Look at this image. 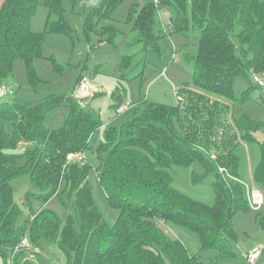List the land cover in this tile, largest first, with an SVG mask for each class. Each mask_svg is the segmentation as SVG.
<instances>
[{"label": "trees", "instance_id": "1", "mask_svg": "<svg viewBox=\"0 0 264 264\" xmlns=\"http://www.w3.org/2000/svg\"><path fill=\"white\" fill-rule=\"evenodd\" d=\"M121 1L102 0L85 17L84 33L94 30L96 19L109 18ZM37 4L38 0L2 3L0 84L6 85L17 58L25 61L31 82L37 79L32 62L41 55L44 38L30 26ZM45 4V32L71 35L61 0H45ZM168 4L178 12L176 30L193 32L198 40L192 82L178 87L177 103L139 100L124 111L130 114L128 122L104 131L97 146V174L110 207L117 212L112 224L103 219L92 195L90 166L84 159L70 157L91 148L102 125L99 113L83 106L84 97L72 94H51L31 102L13 92L0 100V255L6 264H16L10 253L24 238L35 248L44 240L56 244L66 264H203L180 235L170 237L158 221L193 233L200 250L233 254L229 239L235 235L233 217L249 208L250 192L240 168L242 143L258 145L253 183L264 192V138L256 137L257 132L264 134V124L247 116L236 120L232 115L237 99L234 77L264 74V0L145 3L131 12L133 43L141 45L142 51L158 48L155 11ZM102 29L112 35L116 32ZM128 64V57L121 60L120 74ZM113 97L115 107H120L121 94L115 92ZM60 105L68 110L64 124L48 128L46 114ZM7 122L10 131L5 128ZM18 144L26 146L23 165L17 164L18 154L7 152ZM176 166L191 169L193 185L208 184L213 203L176 189L171 172ZM21 174L29 175L45 193L40 196L43 206L19 223L21 210L13 199L12 180ZM60 189L67 191L75 205L80 231L72 215L63 223L45 206ZM25 251H29L27 246L18 252Z\"/></svg>", "mask_w": 264, "mask_h": 264}, {"label": "rangeland", "instance_id": "2", "mask_svg": "<svg viewBox=\"0 0 264 264\" xmlns=\"http://www.w3.org/2000/svg\"><path fill=\"white\" fill-rule=\"evenodd\" d=\"M4 0H0V9ZM102 0H61L64 17L73 30L72 34L59 32H45L48 8L45 0H38V4L31 18V29L43 33L42 53L32 62V70L37 75L33 82L30 80L26 63L17 58L13 62V70L5 81L14 90L17 98L35 102L47 95L65 94L84 97L83 106L99 113L102 125L95 132L91 140V148L83 155V162L90 166L89 183L92 195L102 214L103 219L112 224L117 216L107 201L105 191L99 181L97 167L100 157L97 146L103 139L106 128L115 126L119 128L130 120V114L115 107V92L121 94V104L125 102L136 103L139 100L152 102L177 103L176 92L178 87L192 82L193 59L198 52V40L193 32L186 34L176 30L178 12L171 5L156 9L153 31L158 38V48L150 47L141 50V45L133 43V17L134 8L155 0H123L111 12L109 18L96 19L92 32L84 33L85 17L92 12ZM171 22L168 32H163V23ZM110 27L109 32L103 28ZM102 30V31H101ZM102 32V33H101ZM128 57L129 64L120 74L119 63ZM164 71V72H163ZM80 74L87 75L91 80L93 92L82 95L76 88ZM264 78V74H262ZM251 74L246 76L239 73L234 77L233 88L237 99L232 104L233 118L238 120L247 116L255 122L264 124V88L252 85ZM242 94L244 97H242ZM8 96L0 94V100ZM242 98V99H241ZM65 105L51 109L45 117L48 128H57L64 124L67 116ZM7 131L11 124L6 123ZM262 132L256 137L261 141ZM26 146L18 144L8 153L18 154L17 164L25 163ZM241 175L249 192L258 190L261 193V202L255 205L253 197H249V208L238 211L232 222L234 236L230 239L233 254L231 256L219 255L214 248L199 249L195 235L189 231L177 229L163 221L158 225L172 238L180 237L192 252H197L203 264H249L247 254L255 248L261 249V254L253 264H264V192L253 183V168L258 160V145L255 143H242ZM174 177L173 185L176 189L211 204L214 200L213 190L206 183L193 185L191 182V169L176 166L171 170ZM13 199L19 206L21 213L17 222L27 220L32 212L43 206L42 198L45 190L34 184L29 175L21 174L12 180ZM52 209L63 223L69 215L75 219V228L80 231L77 223L75 205L69 199L67 191L60 189L58 194L52 196L45 204ZM29 251L18 252L15 255L16 264H66L62 251L56 244L41 241V247H34L28 242ZM31 253L32 256L29 254ZM0 264H6L0 255ZM9 264V261H7Z\"/></svg>", "mask_w": 264, "mask_h": 264}, {"label": "built area", "instance_id": "3", "mask_svg": "<svg viewBox=\"0 0 264 264\" xmlns=\"http://www.w3.org/2000/svg\"><path fill=\"white\" fill-rule=\"evenodd\" d=\"M170 24H171V22L163 23V30H166L167 26H169ZM251 78H252V82L254 84H256L257 86H259L261 88H264V78L262 77V74L252 73ZM76 88L80 92V94H82V95H87V94H90L91 92H93V87L91 85V80L85 74H82L80 76ZM13 92L14 91L11 88H9L7 85L0 84V94H3L5 96H11L13 94ZM82 104H83V102H82ZM131 106H132V103L125 102L124 104L121 105L119 110L120 111H125L128 108H130ZM70 157L77 158L78 160H82L83 159V155L81 153L70 155ZM250 195L253 197L255 205H259L260 202H261V193L258 190H254V191L250 192L249 197H250ZM27 244H28V241H27L26 238H24L12 250V252L10 253V258H13V256H15L16 252H18L21 248L26 247ZM260 254H261V249L260 248H255L253 251L249 252L247 254L248 263L249 264H253L256 261V259L259 257Z\"/></svg>", "mask_w": 264, "mask_h": 264}, {"label": "crops", "instance_id": "4", "mask_svg": "<svg viewBox=\"0 0 264 264\" xmlns=\"http://www.w3.org/2000/svg\"><path fill=\"white\" fill-rule=\"evenodd\" d=\"M7 85V84H6ZM9 88H11L12 90H14L10 85H7Z\"/></svg>", "mask_w": 264, "mask_h": 264}]
</instances>
